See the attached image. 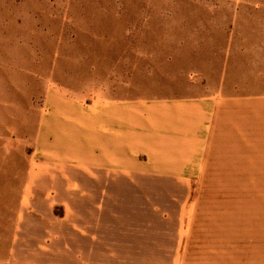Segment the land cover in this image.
I'll return each mask as SVG.
<instances>
[{
  "label": "rangeland",
  "instance_id": "obj_1",
  "mask_svg": "<svg viewBox=\"0 0 264 264\" xmlns=\"http://www.w3.org/2000/svg\"><path fill=\"white\" fill-rule=\"evenodd\" d=\"M184 101L191 181L96 175V124L145 143ZM0 264H264V0H0Z\"/></svg>",
  "mask_w": 264,
  "mask_h": 264
},
{
  "label": "crops",
  "instance_id": "obj_2",
  "mask_svg": "<svg viewBox=\"0 0 264 264\" xmlns=\"http://www.w3.org/2000/svg\"><path fill=\"white\" fill-rule=\"evenodd\" d=\"M173 106L174 112H170L168 108H165L172 115V118H167L168 115L165 114H159L167 121V124L162 125V132L158 130V133L156 129L142 132L140 129L144 121L138 118L133 121V125L138 126L140 133L147 138L148 141L145 143L139 140L134 132H111L107 124H96L94 130L99 129L101 131L100 135H103L110 142L106 146L103 145V148L97 142V137H95V142H92L91 150L94 151L90 152V158L94 157V160H91L95 166L96 175L101 176L104 173V176L111 177L122 174V171L115 167L128 158L130 163L136 166L141 165L137 155L142 150L151 153L147 163L152 171L176 172L174 176H167L177 181H191L194 172L201 169L203 157L201 152L204 148L205 138L210 133L214 113L200 111L195 114L194 110L200 108L202 104L193 101L178 102ZM117 119L127 122L128 117ZM172 120L176 122V130L169 127ZM120 121L117 120L116 124L118 122L117 125H121ZM127 123L129 124V121ZM101 127H103L104 133ZM197 165L200 166L197 167ZM114 171L115 174L112 173ZM177 185H187V183L178 182Z\"/></svg>",
  "mask_w": 264,
  "mask_h": 264
},
{
  "label": "bare ground",
  "instance_id": "obj_3",
  "mask_svg": "<svg viewBox=\"0 0 264 264\" xmlns=\"http://www.w3.org/2000/svg\"><path fill=\"white\" fill-rule=\"evenodd\" d=\"M103 129V128H102Z\"/></svg>",
  "mask_w": 264,
  "mask_h": 264
}]
</instances>
